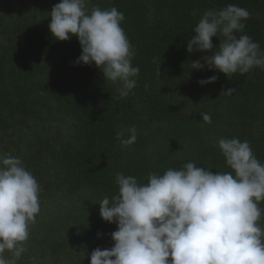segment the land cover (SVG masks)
Instances as JSON below:
<instances>
[{"label":"trees","instance_id":"1","mask_svg":"<svg viewBox=\"0 0 264 264\" xmlns=\"http://www.w3.org/2000/svg\"><path fill=\"white\" fill-rule=\"evenodd\" d=\"M59 2L0 0V154L20 158L42 200L35 234L25 241L22 254L28 256L16 264L39 255H47V264L59 255L90 264L94 249L111 248L117 225L101 218L99 203L117 194V173L146 183L149 173L188 162L213 174L230 172L216 143L221 138L248 141L264 162V68L228 78L207 67L191 69V61L203 64L211 50H186L204 12L232 4L250 13L237 35L247 34L264 51V0H88L89 10L115 7L124 14L121 27L135 52L132 65L140 71L123 98L119 84L103 78L95 65L74 64L81 55L75 36L52 37L50 12ZM212 43L217 46L218 38ZM213 75L215 82L198 83ZM229 88L236 90L223 92ZM202 113L211 116L210 124ZM132 127L137 139L125 146L121 140ZM52 195L82 204L47 214L42 205ZM85 203L97 211L89 213ZM259 207L264 209V201ZM64 215L72 225L62 233L57 226ZM258 223L264 228V214Z\"/></svg>","mask_w":264,"mask_h":264},{"label":"clouds","instance_id":"2","mask_svg":"<svg viewBox=\"0 0 264 264\" xmlns=\"http://www.w3.org/2000/svg\"><path fill=\"white\" fill-rule=\"evenodd\" d=\"M88 0H60L50 12V34L58 41L78 39L81 55L74 64L95 65L103 78L119 84L121 98L136 86L140 69L121 22L124 14L113 7L89 10ZM247 9L229 4L203 13L187 43V52L211 50L210 56L191 61V69L217 70L231 78L254 67L264 68V51L243 33ZM212 37L219 43L214 47ZM199 80L203 86L217 80ZM235 88L223 92L231 94ZM205 123L211 116L201 114ZM125 146L137 139L130 128ZM123 133H118L122 137ZM230 172H215L188 162L163 174L151 172L147 182L116 174L118 191L100 203L99 214L117 230L114 245L90 254V264H264V228L258 223L264 209V162L248 141L221 138L217 142ZM40 186L18 157L0 154V264H16L25 251L29 225L40 212ZM12 258H6L5 252Z\"/></svg>","mask_w":264,"mask_h":264},{"label":"rangeland","instance_id":"3","mask_svg":"<svg viewBox=\"0 0 264 264\" xmlns=\"http://www.w3.org/2000/svg\"><path fill=\"white\" fill-rule=\"evenodd\" d=\"M83 196L84 195L81 194L79 196V200L84 201L85 199H81V198H83ZM76 201L77 200L73 199V201L69 202L67 199H62L60 195H52L51 201H50V199L47 200L46 205L45 204L42 205V208H45V209L48 210L47 214L55 215L56 213L59 212V210L62 211V212H65L66 210H68L69 209V205H71L72 203H75V204H78V205L82 204V202L78 203ZM41 202H42V200H40V203ZM83 207H85L89 211V213H93L95 210L97 211V209H98L97 206L96 207H92V205L89 204V203H85V205ZM75 214H77V213H75ZM70 223L71 222H69L66 219L65 215H64V222L58 224V226H57V228L59 229L58 231L62 232V233L68 231L69 226L72 225ZM36 224H39V223L35 222V223H33L34 226H29V235L35 234L33 228L37 227ZM27 246H28L27 243L23 242V247L25 248V250H27ZM5 256L9 257L8 254L5 255ZM22 256L27 257L28 255H23L22 254L21 257ZM40 256L41 255H39L38 257L34 258V260H27V261H29L27 264H29V263L30 264H34L33 261H36L35 264H47L46 263V258H45V256H47V255H43L41 258H40ZM54 262H55V264H74L73 262H71V259L65 257L64 255L57 256Z\"/></svg>","mask_w":264,"mask_h":264}]
</instances>
